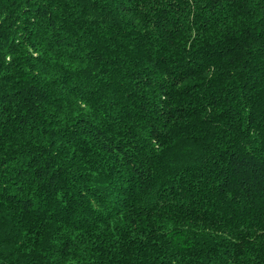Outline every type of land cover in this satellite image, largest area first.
Segmentation results:
<instances>
[{
	"label": "trees",
	"instance_id": "16d2710c",
	"mask_svg": "<svg viewBox=\"0 0 264 264\" xmlns=\"http://www.w3.org/2000/svg\"><path fill=\"white\" fill-rule=\"evenodd\" d=\"M0 264H264V0H0Z\"/></svg>",
	"mask_w": 264,
	"mask_h": 264
}]
</instances>
